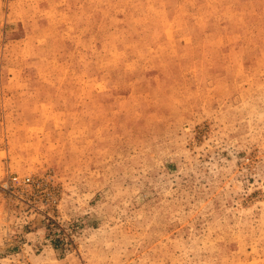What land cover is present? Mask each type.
<instances>
[{
	"label": "rangeland",
	"instance_id": "1",
	"mask_svg": "<svg viewBox=\"0 0 264 264\" xmlns=\"http://www.w3.org/2000/svg\"><path fill=\"white\" fill-rule=\"evenodd\" d=\"M0 264H264V0H0Z\"/></svg>",
	"mask_w": 264,
	"mask_h": 264
},
{
	"label": "built area",
	"instance_id": "2",
	"mask_svg": "<svg viewBox=\"0 0 264 264\" xmlns=\"http://www.w3.org/2000/svg\"><path fill=\"white\" fill-rule=\"evenodd\" d=\"M12 182H17L19 184L21 181L17 177H13ZM28 182H29V178H25L22 180V183H28Z\"/></svg>",
	"mask_w": 264,
	"mask_h": 264
}]
</instances>
